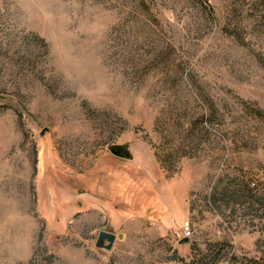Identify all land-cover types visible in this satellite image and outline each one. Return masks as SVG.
<instances>
[{"label": "rangeland", "instance_id": "1", "mask_svg": "<svg viewBox=\"0 0 264 264\" xmlns=\"http://www.w3.org/2000/svg\"><path fill=\"white\" fill-rule=\"evenodd\" d=\"M263 249L264 0H0V264Z\"/></svg>", "mask_w": 264, "mask_h": 264}, {"label": "water", "instance_id": "2", "mask_svg": "<svg viewBox=\"0 0 264 264\" xmlns=\"http://www.w3.org/2000/svg\"><path fill=\"white\" fill-rule=\"evenodd\" d=\"M111 154L117 157L130 159L131 155L127 149L122 148L118 145H113L108 148ZM115 240V235L106 231H100L96 240V246L99 248L109 249ZM107 241V244L104 242Z\"/></svg>", "mask_w": 264, "mask_h": 264}, {"label": "trees", "instance_id": "3", "mask_svg": "<svg viewBox=\"0 0 264 264\" xmlns=\"http://www.w3.org/2000/svg\"><path fill=\"white\" fill-rule=\"evenodd\" d=\"M234 264H264V249H263L259 259H247V258H244L241 261H238V262H236Z\"/></svg>", "mask_w": 264, "mask_h": 264}, {"label": "built area", "instance_id": "4", "mask_svg": "<svg viewBox=\"0 0 264 264\" xmlns=\"http://www.w3.org/2000/svg\"><path fill=\"white\" fill-rule=\"evenodd\" d=\"M183 235L188 236L190 235V229L188 223L183 227Z\"/></svg>", "mask_w": 264, "mask_h": 264}]
</instances>
